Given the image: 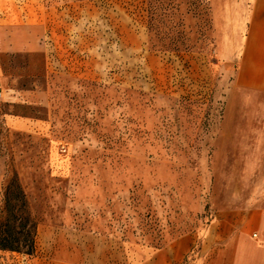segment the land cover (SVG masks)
<instances>
[{"label":"rangeland","instance_id":"rangeland-1","mask_svg":"<svg viewBox=\"0 0 264 264\" xmlns=\"http://www.w3.org/2000/svg\"><path fill=\"white\" fill-rule=\"evenodd\" d=\"M12 9L48 33L43 53L0 55V94L23 95L0 96V208L22 138L6 118L52 135H25L20 160L35 250L0 264H231L257 233L264 112L234 85L240 27L218 0H0Z\"/></svg>","mask_w":264,"mask_h":264},{"label":"crops","instance_id":"crops-1","mask_svg":"<svg viewBox=\"0 0 264 264\" xmlns=\"http://www.w3.org/2000/svg\"><path fill=\"white\" fill-rule=\"evenodd\" d=\"M218 10L223 16L231 17L232 25L240 27L238 30L240 44L233 53V56L239 59L234 74V85L241 92H245L244 104L247 107H256L264 112V0H218ZM20 14L17 9H12L5 13V16H0V55L44 52L47 25L43 21L20 20L21 18H18ZM0 96L7 102H18L23 98L21 93L11 95L5 90H1ZM6 124L14 137L22 136L15 143L16 168L19 178L22 179L26 171L21 162L22 155L28 151L25 135H32V138L38 136L40 132L37 131L44 127L42 130L45 131L43 135L45 139L52 135V131H49L48 123L34 124L21 117H7ZM48 142L49 140L44 141L43 148H51ZM30 144L33 146L32 142ZM34 145V148L39 147L38 144ZM51 180L53 184L54 178ZM244 217H246L244 228L249 230L256 225L257 233L254 234L255 237L253 234L245 235L241 232L238 234L230 247L233 252L231 264H264V178L261 200L249 205Z\"/></svg>","mask_w":264,"mask_h":264},{"label":"trees","instance_id":"trees-1","mask_svg":"<svg viewBox=\"0 0 264 264\" xmlns=\"http://www.w3.org/2000/svg\"><path fill=\"white\" fill-rule=\"evenodd\" d=\"M36 234L37 223L28 210L25 190L15 165L4 186L0 208V251L32 255Z\"/></svg>","mask_w":264,"mask_h":264}]
</instances>
